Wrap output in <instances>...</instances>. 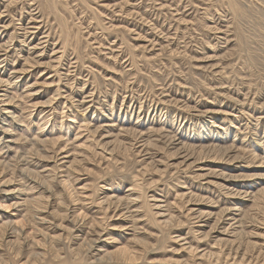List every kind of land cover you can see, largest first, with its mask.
<instances>
[{"label": "rangeland", "instance_id": "rangeland-1", "mask_svg": "<svg viewBox=\"0 0 264 264\" xmlns=\"http://www.w3.org/2000/svg\"><path fill=\"white\" fill-rule=\"evenodd\" d=\"M0 45V91L16 96L23 120L10 123L15 147L37 134L56 141L29 161L58 195L40 224L0 186V217L12 214L26 239L18 253L1 235V264H31L39 251L58 264L57 247L72 260L87 237L100 251L142 248L150 264L204 253L215 264L220 251L219 264H264V0H0ZM67 167L73 190L60 186ZM8 177L10 188L39 191L18 169ZM60 195L85 222L51 250L41 232L70 225ZM228 207L235 230L219 221ZM201 210L218 215L196 222ZM225 227L233 245L217 241Z\"/></svg>", "mask_w": 264, "mask_h": 264}, {"label": "bare ground", "instance_id": "bare-ground-1", "mask_svg": "<svg viewBox=\"0 0 264 264\" xmlns=\"http://www.w3.org/2000/svg\"><path fill=\"white\" fill-rule=\"evenodd\" d=\"M0 47H1V45H0ZM15 99H16V96H14V95H10L9 96L8 95V89H5L3 92L0 91V104L4 103L3 104L4 106L0 105V111L4 113V115L3 114L1 115V119L0 120H4V117L9 119V121H8L9 124H5L4 126H2L1 123H0V186H2V192L3 193H5V192H9L7 194L12 193L13 200H15L13 202L14 205H23L24 209L22 211L25 212L23 214V219H25V221H27L30 218V216H33V219L38 220V222L40 224H45V223H47V221H46L47 218L44 216L43 213L44 212H48L49 210H46L45 206H43V203L48 204V205L51 206V204H54V203H51V199L52 198L56 199V196H58V195H55L56 190H55L54 184L52 183L53 180H54V177H50L49 175H46L43 172H41L38 169H36V167H32V165L30 164V161H29V160H31L30 157H29V154L35 155L36 158H37L36 161H38L40 163L42 160H44V158L46 159V157H47L46 156V152H48V149H49L48 146L50 145V143L52 144L53 149L55 148L57 143L53 139H50L49 137H45V135H38L37 134L36 136H34L31 139L27 140V143L29 144V146H28V148L23 149V152H21L20 148L15 147V146H17L15 144L18 143L19 138L18 137H16V138L14 137V133H13L14 130L10 127V123L14 121V123L17 122V124H18V122H19L20 123L19 125H23V120L21 119V113H19L18 109H17L19 105L15 103ZM162 126H165V125L163 124ZM42 127H44V126H42ZM42 129L43 130L38 131V133H43L44 130L46 129V127L42 128ZM164 129H166V128H164ZM161 131H162L161 129L156 130V135L155 136H159L158 133H160ZM205 133H201V134L199 133V136H198L197 139L201 140V139L207 138V136L204 135ZM208 133L209 132H207V134ZM138 134H139V136L137 135L138 136L137 142L139 143L140 147H144L146 144H148V142L152 141L151 138H150L151 140H147L145 138H140V137H143L142 135H145L144 132H139ZM210 135H212V134H210ZM150 137H152V136L150 135ZM2 152L4 154H6V157H4V154ZM54 152L56 153L57 150L54 151ZM12 161H14V164H12ZM16 169L19 170L21 178L22 179H26V182H29V184L27 186H29L30 184H33L32 186H35L34 188H37L39 190L36 193V195L35 194L33 196L32 195H27V194L30 193V191L32 189L31 187H29V189H25L26 187H21V188H18V189L15 188V187L10 188V185H12V180L9 179V177L6 178V176H7L8 173H10L11 171L14 172ZM67 169H68L67 170V177L65 179H63V181H60L61 182L60 186L63 185V187L72 188V190H73L74 187H73V185H72V183L70 181L74 177V174H76L77 172H76V169H72L71 167H67ZM203 176H204V174H203ZM217 178H219V176ZM249 184L247 185V187L250 186ZM244 192L245 193H249V194L251 193L252 196H254V195L256 196L257 195V192H255L254 190L249 191L247 189V191H244ZM245 193H244V195H246ZM262 193L264 194V192H262ZM239 194H241V191H240ZM60 196H61V198L59 199V201H58V198H57V201H58L59 205L64 208L62 211L59 212V213H61L60 216H62L64 219L65 218L69 219L70 225L69 226H65L63 224L56 225V227H58L59 229L63 230L62 233L59 234V235H51V233H48V232H41L40 235H43V238L47 239L49 244H53V245L49 246V247H51V250H52V248L55 247L54 246L55 243L57 244L58 242L63 240L62 236L65 235V233L70 236V235H74L75 231L81 232L79 230V227L84 225L83 222H85L84 217H82L80 213L76 214V211H74V209L69 207L68 200H65L63 195H60ZM70 198H71V196L69 195L68 199L72 200ZM129 200L133 201V203H135V201H138L135 198H131V196H130ZM118 201H121V198H119ZM108 203H106V204H108ZM115 206L119 207L118 204H115ZM139 207H141V206H139ZM106 209H108V208H106ZM196 209L192 208L191 210L195 211ZM44 210H46V211H44ZM133 211H135V210H133ZM49 213H51L50 215H52V214L53 215H57L58 214L57 211H51ZM217 213H219V212H217ZM135 215H136V213H135ZM196 215L197 216H194L197 219L196 222H205L207 224V222L211 221L210 219L214 218L218 214H216V212H213L211 210H209V211L206 210V211H202V213L199 212V214L196 213ZM12 217H13L12 214H8V218L0 217V236L2 235L3 240L5 242H7V244L10 245V248H13V250L19 245V247H17V250H18V253H19V252H21V247H24V244H25V241H23V239L26 240L25 237H24L25 227L22 226V225L20 226L19 223L13 222ZM217 218L219 220V216L216 217V219ZM219 221H221L220 223H222V221H223V222H225V224H227V222H229L228 225L231 226L234 229V224L237 221V216L234 213V211H232V209H230V207L223 208V209L220 210V220ZM34 224H36V223H34ZM215 224L216 225L218 224L217 221L215 222ZM36 229H38V228H36ZM234 230H229V233H227L228 230H227L226 227H225V229H222V230L220 229V233L223 234V235H221L220 238L217 240L218 243L219 244H221V243L230 244L231 243L233 245V243L236 241L234 239V236H235V231ZM40 231H42V230H40ZM63 232H64V234H63ZM152 235H155V234H152ZM96 240H97V238H94V237L89 238V237H87L83 241V244L81 243L82 247H80L79 250L77 249L78 251L75 250L76 253H74V257H73L74 259H72V260H63L64 256L61 255V253L57 252L58 251L57 250L58 247H57L54 250V254H52V260L57 261L58 264H150V263H148V261L146 259L147 257L146 258L144 257L143 252H142V250H143L142 248L117 247V248L114 249V251H110V250H108L106 248H105L104 251H100L98 249H95L96 246H94V245L96 243ZM218 243H216V244L218 245ZM37 246L38 245H36V247ZM84 246H86L85 250H86V254H88V258H85L84 261H83V259L80 260L79 258L81 257L80 255L84 251L83 250ZM212 247L214 248L215 246L213 245ZM238 249H239V247H238ZM93 251H96V252L93 253ZM204 254H202V258H198V259H201L200 263H198L197 261H186V262L185 261H175V262L177 264H211L212 261L209 262V261L205 260V258L203 256ZM214 254H216V253L211 251V255H214ZM219 254H220V257H218V254H217V258L213 259V261H215L214 262L215 264L221 263V260L224 257V255L222 254L221 251H220ZM34 255H35V258L34 257L31 258V259L34 258V261L32 262L33 264H36V262H41V263H38V264H44V263L45 264H50V263L43 262L45 260H43V261L41 260L40 261L41 258L44 259L42 257V256H44V252L42 253V252L39 251L37 253H34ZM229 255H230V253H229ZM199 257H201V256H199ZM215 257H216V255H215ZM235 258H237V257H235ZM175 262H172V263H175ZM232 263H234V261ZM19 264H20V262H19ZM21 264H28V263L26 261H23V263H21ZM152 264H158V263H152ZM160 264H162V263H160Z\"/></svg>", "mask_w": 264, "mask_h": 264}]
</instances>
